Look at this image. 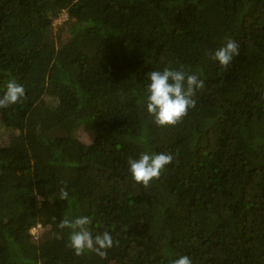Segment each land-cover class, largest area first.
Wrapping results in <instances>:
<instances>
[{
	"label": "trees",
	"instance_id": "16d2710c",
	"mask_svg": "<svg viewBox=\"0 0 264 264\" xmlns=\"http://www.w3.org/2000/svg\"><path fill=\"white\" fill-rule=\"evenodd\" d=\"M181 65L205 86L159 127L148 73ZM10 80L26 96L0 108V264H264V0H0V96ZM143 152L174 157L148 187L129 172ZM102 201L87 227L114 245L77 256L58 225Z\"/></svg>",
	"mask_w": 264,
	"mask_h": 264
},
{
	"label": "clouds",
	"instance_id": "9594fccd",
	"mask_svg": "<svg viewBox=\"0 0 264 264\" xmlns=\"http://www.w3.org/2000/svg\"><path fill=\"white\" fill-rule=\"evenodd\" d=\"M239 54V43L229 38L223 46L212 53V59L218 61L221 67L227 68ZM148 80L146 110L159 127L175 126L180 123L188 115V110L196 107L197 101L194 98L196 91L205 86L204 80L183 65L179 69L166 67L163 71H150ZM25 96L24 86L10 80L6 85V91L0 96V108L22 103ZM173 159L171 153L143 152L138 159L128 158L129 172L137 184L148 187L154 179L160 178L161 173ZM58 197L62 201H68L67 189L61 188ZM89 224L91 219L86 215L74 219L65 216L58 226L60 229H71L67 246L74 250L75 255H84L87 250L102 260L107 259V250L114 245L111 232L106 230L93 236L87 227ZM169 264H193V261L189 256L183 255L171 259Z\"/></svg>",
	"mask_w": 264,
	"mask_h": 264
},
{
	"label": "rangeland",
	"instance_id": "374dc122",
	"mask_svg": "<svg viewBox=\"0 0 264 264\" xmlns=\"http://www.w3.org/2000/svg\"><path fill=\"white\" fill-rule=\"evenodd\" d=\"M65 18H67V14H64L59 20L57 19L55 25L57 26L58 24L62 23ZM79 158L80 161L82 162H85L90 158V152L88 151V148L86 147L85 144L81 145L79 148ZM61 185H63L68 189L74 188V185L72 186V188L66 186L65 184H61ZM111 212H112V207L110 203L104 201L99 202L97 204V207L94 209L93 214L89 217L91 219L90 225H98V226L106 225V223L109 221L111 217ZM40 231H41L40 227L33 229V232L35 234H38Z\"/></svg>",
	"mask_w": 264,
	"mask_h": 264
}]
</instances>
